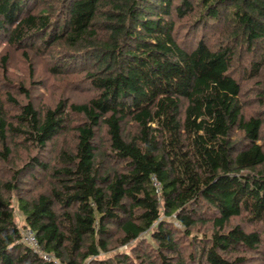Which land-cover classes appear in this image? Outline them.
I'll list each match as a JSON object with an SVG mask.
<instances>
[{
    "label": "trees",
    "instance_id": "obj_1",
    "mask_svg": "<svg viewBox=\"0 0 264 264\" xmlns=\"http://www.w3.org/2000/svg\"><path fill=\"white\" fill-rule=\"evenodd\" d=\"M3 43L0 264H55L23 227L61 264H264V0H0Z\"/></svg>",
    "mask_w": 264,
    "mask_h": 264
},
{
    "label": "rangeland",
    "instance_id": "obj_2",
    "mask_svg": "<svg viewBox=\"0 0 264 264\" xmlns=\"http://www.w3.org/2000/svg\"><path fill=\"white\" fill-rule=\"evenodd\" d=\"M5 44L0 45V55L4 51ZM12 62L8 65V73L11 75V77L17 82L20 81L23 78H26L28 76V68H26L25 63H23L22 56H20V53L14 52L12 55ZM1 64V62H0ZM0 73H1V65H0ZM246 87L249 85L248 83H245ZM42 91H45L44 88H41ZM17 221L21 225L23 223V219L17 214ZM126 246H121L120 248H117V250L125 249Z\"/></svg>",
    "mask_w": 264,
    "mask_h": 264
},
{
    "label": "built area",
    "instance_id": "obj_3",
    "mask_svg": "<svg viewBox=\"0 0 264 264\" xmlns=\"http://www.w3.org/2000/svg\"><path fill=\"white\" fill-rule=\"evenodd\" d=\"M157 185L158 183L155 182ZM22 240L26 242L34 251L39 253L45 259H52L55 264H61V262L55 258L52 254L45 252L39 244V241L33 230L27 227L22 228Z\"/></svg>",
    "mask_w": 264,
    "mask_h": 264
}]
</instances>
